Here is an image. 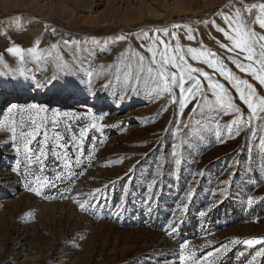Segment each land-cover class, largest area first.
<instances>
[{"label": "rangeland", "instance_id": "374dc122", "mask_svg": "<svg viewBox=\"0 0 264 264\" xmlns=\"http://www.w3.org/2000/svg\"><path fill=\"white\" fill-rule=\"evenodd\" d=\"M261 3L0 0V264H258L264 242L243 241H264V113L253 118L234 84L187 49L214 54L264 97L233 63L249 61L220 47L231 42L217 31L239 8L264 35L259 8L243 11ZM160 40L178 43L177 55L223 84L241 112L217 102L199 73L187 106L179 87L157 94L147 47L159 60ZM13 45L23 58L6 51Z\"/></svg>", "mask_w": 264, "mask_h": 264}, {"label": "snow or ice", "instance_id": "6c2138e0", "mask_svg": "<svg viewBox=\"0 0 264 264\" xmlns=\"http://www.w3.org/2000/svg\"><path fill=\"white\" fill-rule=\"evenodd\" d=\"M259 8V13L253 23L258 24V26L261 29H264V3H261L259 5L253 4V5H245L243 8V11L248 12L251 14L252 10L255 8ZM225 24L228 26L227 30L225 28L217 27V31L221 32L225 39L231 42V46L229 48L228 45L220 44V47L222 48H228V50H238L240 54H244L243 58L244 60L249 61V63L244 64L241 62H237L236 60H233V63L236 64V67L246 74H250L255 80L259 82L261 86H264V43H259L261 41H264V35H258L253 28L248 25L247 21L242 16L241 9L237 8L233 14V16H224ZM173 28L179 27L178 25H173ZM147 36V34H144ZM173 38H175V33L172 34ZM125 37L120 36L119 39L123 40ZM193 37L191 35L188 36V39H192ZM159 39L158 37H153V40ZM38 43V42H37ZM64 43H68L65 41ZM160 45L163 46V50L159 51V57L160 59H157V50L154 49L151 46L147 47V52L151 54V58L149 61V66L147 67L146 71L149 75V78L151 81L155 84L154 91L157 92V94L161 92H166L171 94L174 87H179L180 93L183 96V101L181 103V107L187 106L189 102V97L195 98L196 94L201 91L200 83L195 79V77L192 75L193 73H199V75L203 76L206 80L209 81L208 87L213 89V94L216 96L217 102L224 104L227 102V107L234 109L235 112L240 113L241 109L239 107H236L232 103V98L228 95V91L225 88L223 84L219 83H213L211 81V78L209 77L207 72H204L202 69L191 67L190 65H187L185 61L184 55H177L181 52L180 45L177 43L175 49H172L171 46L163 40L159 41ZM257 45L259 47V52H257L256 48ZM53 49L56 48V45L53 44L51 46ZM141 47H144V45H141ZM7 52L11 54H15L17 56H20L23 58V54L25 52L24 49L20 48L18 45H13L6 49ZM28 53L36 54L37 48L32 47L30 49H27ZM172 52L173 54H169ZM187 52L191 54L192 59H200L201 57H204L203 62L208 64L210 67H213L215 71L220 72L222 76H224L230 83H233L236 89V92L239 96V100L247 106L249 109L251 116L255 118L257 116V113H264V97H258L256 96V90L253 88L251 84L248 83L247 80H239L236 77H234L229 71H227L223 65L217 66L216 63H214L212 60L207 59V56L214 55L212 53H206L202 52L196 48H188ZM134 56L138 55L136 53H133ZM38 58V57H37ZM145 57L143 55H139V63H138V71H137V79L140 78L141 73L145 71V65H144ZM179 60V62H178ZM256 64L258 67H253V65ZM155 66V67H153ZM131 67V65H129ZM171 69H176V71H170ZM52 80H55V75L51 78ZM186 81L192 82L195 81L190 87H185ZM240 85H244L245 88H241ZM219 89V92L216 90ZM187 92L188 95H184V93ZM255 97V99H253ZM13 108H15V105H13ZM31 108L36 111L37 115L39 116L40 113H43L46 111L45 108L40 107L38 105H32ZM195 111V109H193ZM35 123V121H34ZM232 123L237 124L240 123L239 118L232 121ZM95 127V125H93ZM219 127V125H217ZM40 125L37 124L33 132H31L29 135L32 137V139L27 140L25 143V150L31 151L28 148V145L32 143V140L36 138V136L39 134ZM13 133L15 132V129H11ZM45 140H47V133L45 132ZM262 146H264V139L261 140ZM41 155H43V149H41ZM180 161L177 160V164H179ZM14 172L17 171V168L12 169ZM30 191H35L36 195H40V191L37 189L29 188ZM251 199L249 200V204H251ZM80 208L83 210L84 205L80 204ZM201 215H204L201 213ZM264 241L260 240H246L243 241V243L247 244L248 246H252L253 244L262 243ZM232 243H241V241L233 240ZM187 245L182 244L181 245V260L184 261L187 259L184 255V250L186 249ZM227 246H225L226 248ZM209 256L212 255V253H208ZM257 256H264V248H261L257 253ZM255 259V257L253 258ZM251 264V262H250Z\"/></svg>", "mask_w": 264, "mask_h": 264}, {"label": "trees", "instance_id": "16d2710c", "mask_svg": "<svg viewBox=\"0 0 264 264\" xmlns=\"http://www.w3.org/2000/svg\"><path fill=\"white\" fill-rule=\"evenodd\" d=\"M259 205H264V200L262 201V202H260L259 203ZM226 262H229V260L228 261H226ZM223 264H228V263H223ZM258 264H264V256H262L260 259H259V263Z\"/></svg>", "mask_w": 264, "mask_h": 264}]
</instances>
